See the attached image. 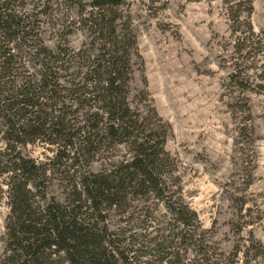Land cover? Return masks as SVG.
Returning <instances> with one entry per match:
<instances>
[{
	"label": "rangeland",
	"instance_id": "1",
	"mask_svg": "<svg viewBox=\"0 0 264 264\" xmlns=\"http://www.w3.org/2000/svg\"><path fill=\"white\" fill-rule=\"evenodd\" d=\"M122 2L117 33L130 32L135 44L127 105L148 129L167 126L164 200L185 206L197 218V227L188 232L194 245L188 246L182 264H264V0H252L249 16L238 1L231 11L222 0ZM2 4L17 16L19 27L13 35L18 39L9 45V80L0 58V91L12 79L16 86L39 72L46 62L42 49L57 54L52 70L63 87L82 79L88 63L84 57L91 61L101 48L83 21L90 0H0ZM251 32L249 41L243 40ZM60 96L73 111L67 94ZM3 130L0 117V138ZM4 146L0 139V151ZM19 150L41 164L56 153V147L39 141ZM131 154L125 143L102 146L86 165L71 169L64 159L55 160L44 184L46 194L63 202L77 176L109 170ZM4 182L0 175V264L9 215ZM105 225L117 238L132 236L136 248L143 245L147 253L150 240L180 231L150 194L130 196L121 212L109 211Z\"/></svg>",
	"mask_w": 264,
	"mask_h": 264
},
{
	"label": "trees",
	"instance_id": "2",
	"mask_svg": "<svg viewBox=\"0 0 264 264\" xmlns=\"http://www.w3.org/2000/svg\"><path fill=\"white\" fill-rule=\"evenodd\" d=\"M122 1L90 0L83 21L101 48L91 61L84 57L88 63L80 81L63 87L52 70L57 54L42 49L46 62L41 70L16 86L12 79L10 86L0 91L4 127L0 139L5 145L0 151V175L5 176L9 206L2 264H182L188 246L194 245V236L188 232L197 227L195 213L164 200L163 176L170 160L163 145L168 128L158 123V130L148 129L127 105L130 50L135 44L130 32L117 33ZM235 1L245 6L247 16L251 14L252 0H222L229 11ZM18 27L17 16L0 5V42L4 41L1 44L6 48L2 51L0 46L1 70L8 80L13 59L9 45L18 39L13 36ZM252 36L251 32L243 40ZM61 92L72 100L73 111ZM74 120L79 124L72 123ZM38 141L56 147L49 163L21 155L20 147ZM125 143L131 148L130 158L103 172L80 174L63 202L47 196L44 184L55 160L64 159L71 169L81 162L86 165L102 146ZM147 194L161 201L180 227L174 236L150 240L148 253L143 245L136 248L132 236L129 240L117 238L105 225L109 211L121 212L130 196Z\"/></svg>",
	"mask_w": 264,
	"mask_h": 264
}]
</instances>
